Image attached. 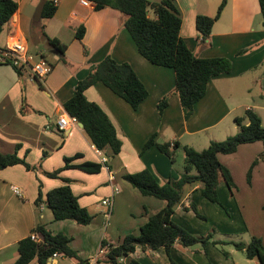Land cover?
<instances>
[{"label":"crops","instance_id":"crops-1","mask_svg":"<svg viewBox=\"0 0 264 264\" xmlns=\"http://www.w3.org/2000/svg\"><path fill=\"white\" fill-rule=\"evenodd\" d=\"M14 1L17 9L3 26L0 46L15 30L25 37L28 52L46 57L52 70L39 82L28 69L16 70L0 63V152L11 153L20 145L19 157L32 166L27 169L16 164L0 170V264H12L17 259V244L30 235L38 214L45 228L68 236L70 247L77 253V258L51 256L46 264H84L96 255L102 242L117 245L128 234L138 235L148 217L165 206L159 198L140 194L125 175L148 169L160 182L176 180L182 173L173 165L179 148L200 151L211 141L235 134V118L246 110L255 112L264 126V22L259 0H227L206 39L198 34L195 18L198 14L213 16L221 0H174L181 18L179 35L187 48L199 58L230 61L227 73L209 80L204 96L194 104L188 118L176 91L174 70L152 64L138 53L123 26L122 12L109 6L95 9L90 0L89 6L81 0H52L54 14L36 20L34 14L42 0ZM80 26L84 33L78 39L75 32ZM46 37L66 46L62 59ZM29 40L35 51L30 50ZM106 56L128 63L148 91L133 109L101 82L85 90L87 99L103 109L116 129L122 145L115 155L110 149L98 154L79 122L64 132L56 130L58 117L68 115L63 104L73 95L77 82ZM163 97L167 104L159 111L158 102ZM152 135L155 142L170 144L173 161L156 145L143 149ZM263 150L262 141H255L239 145L232 153L218 154L233 181L231 188L222 179L218 182L219 202L202 196L201 184L184 187L183 198L170 220L201 238L200 242L184 246L175 240L168 250L163 246L136 247L117 264H261L234 244H248L256 236L264 246V160H258L248 176ZM75 155L72 164L101 163L102 155L107 158V167L96 173L74 167L60 173L70 181L80 206L92 215L87 225L53 220L48 208L34 206L39 189L45 195L62 185V180L45 172L61 168L64 158ZM13 185L20 188V197L12 191ZM111 195L113 205L106 217L101 200ZM29 264L38 262L33 259Z\"/></svg>","mask_w":264,"mask_h":264},{"label":"trees","instance_id":"trees-1","mask_svg":"<svg viewBox=\"0 0 264 264\" xmlns=\"http://www.w3.org/2000/svg\"><path fill=\"white\" fill-rule=\"evenodd\" d=\"M90 1L94 3L95 9L109 6L122 12L125 15L123 26L134 42L138 53L152 64L170 67L174 70L176 91L185 118L192 114L194 104L204 96L209 80L230 70L228 59L199 58L187 48L179 35L181 18L174 0H158L154 3L150 0ZM226 2L227 0L220 1L213 16L204 14L196 16L195 27L203 39L209 36ZM259 6L264 22V0H259ZM16 9L17 3L14 0H0V33ZM149 9H152L154 17L148 15ZM55 10L56 5L53 1L46 0L41 17H51ZM83 33V26L78 27L75 32L76 38L81 39ZM46 38L47 42L61 54L62 59L66 46L56 39ZM97 82L104 84L133 109H136L146 98L148 91L128 63H120L111 56H106L89 71L85 78L77 82L73 95L64 102L63 107L68 115L75 117L83 124V131L88 141L101 151L110 149L111 154L115 155L120 152L122 145L116 129L103 109L95 102L88 100L85 95V90ZM166 104V97H163L158 102L159 111H162ZM235 122L238 126L235 134L220 141H211L203 150L184 147V170L176 180L160 182L148 169L124 176V179L140 194L159 198L165 202V206L148 217L145 224L140 227L138 235L128 234L121 243L109 245L107 252L99 259L100 264H117L120 258L133 252L136 247L156 249L163 246L168 250L175 240H179L184 246H190L202 240L173 223L170 216L182 200L185 186L201 184L202 196L212 202H219L216 186L221 179L228 187L233 186L230 172L220 163L218 154L232 153L239 145L245 143L262 141L264 144V126L255 112L246 110L242 116L235 118ZM152 145H156L173 161L174 156L169 149L170 144L157 143L152 135L144 144L143 149ZM19 147L20 145H17L11 153L0 152V170L16 164H23L27 169L32 168L24 158L19 157L17 153ZM77 156L66 157L61 168L45 172L48 177L59 178L64 184L52 188L45 195L39 189L34 206L36 209L40 205L48 208L53 220L67 219L79 225H87L91 222L92 215L85 207L80 206L69 186L70 181L60 177V173L63 169L71 167L88 173H96L101 170L102 164L89 161L72 164ZM258 160H264V150L254 160L248 176ZM32 232L38 234L41 241L35 242L30 236L19 240L18 257L12 264H29L33 259H36L38 264H46L54 253L77 258L76 251L69 245L70 238L62 232L53 233L45 228L39 214ZM105 245L106 243L102 242V246ZM234 245L238 249H244L246 257H257L260 263L264 264V246L259 237L252 236L248 244L239 242Z\"/></svg>","mask_w":264,"mask_h":264},{"label":"built area","instance_id":"built-area-1","mask_svg":"<svg viewBox=\"0 0 264 264\" xmlns=\"http://www.w3.org/2000/svg\"><path fill=\"white\" fill-rule=\"evenodd\" d=\"M53 2L55 4V1ZM81 3L85 6H89L91 4L88 0H81ZM0 63L11 65L15 69H28L32 78L38 80L39 82H43L52 70V64L44 56L41 54L36 56L28 52L25 37L18 34L15 30L11 33L9 40L6 41L3 46H0ZM77 122L78 121L75 117L64 114L60 115L57 119L56 130L64 132L70 127L75 126ZM96 151L101 155V150L96 149ZM101 164L105 168L107 167V158L103 155L101 156ZM109 180H113V176L110 173ZM11 189L15 195L19 197L22 195L19 187L13 185L11 186ZM113 190L114 192H118L119 189L117 186H114ZM101 205L106 207L107 210L105 216L109 217L113 205V195L103 198L101 200ZM29 236L35 242L41 241L40 237L35 232H31ZM108 248V246L100 247L96 255L87 258L84 264H100L99 259L107 252ZM56 255L58 254H53V256Z\"/></svg>","mask_w":264,"mask_h":264},{"label":"rangeland","instance_id":"rangeland-1","mask_svg":"<svg viewBox=\"0 0 264 264\" xmlns=\"http://www.w3.org/2000/svg\"><path fill=\"white\" fill-rule=\"evenodd\" d=\"M158 0H150V2H157ZM148 12L150 13L151 16H153V11L152 9H149ZM30 44V50L31 51H35L36 48L34 46V43L32 41L29 40V43ZM184 147L182 148H179L177 150V152L175 153V161H174V168L177 170V171H180V172H183L184 170ZM62 184H64V182H62Z\"/></svg>","mask_w":264,"mask_h":264},{"label":"water","instance_id":"water-1","mask_svg":"<svg viewBox=\"0 0 264 264\" xmlns=\"http://www.w3.org/2000/svg\"><path fill=\"white\" fill-rule=\"evenodd\" d=\"M44 3H45V0H42L36 9V12L34 14V18L36 20L40 19V17H41V13H42ZM79 125H80V127H83V124L81 122H79Z\"/></svg>","mask_w":264,"mask_h":264}]
</instances>
